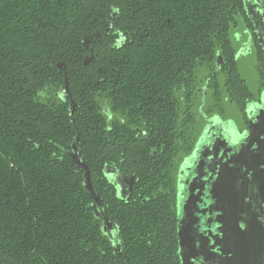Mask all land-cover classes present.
I'll return each instance as SVG.
<instances>
[{"label": "trees", "instance_id": "1", "mask_svg": "<svg viewBox=\"0 0 264 264\" xmlns=\"http://www.w3.org/2000/svg\"><path fill=\"white\" fill-rule=\"evenodd\" d=\"M244 18V0H0V264H180L202 90L208 113L253 98L230 37ZM105 167L133 177L127 197Z\"/></svg>", "mask_w": 264, "mask_h": 264}, {"label": "water", "instance_id": "2", "mask_svg": "<svg viewBox=\"0 0 264 264\" xmlns=\"http://www.w3.org/2000/svg\"><path fill=\"white\" fill-rule=\"evenodd\" d=\"M63 93H67L66 85L63 86ZM246 113L249 117V123L247 129L242 131L236 129L231 123L225 125L217 117L208 119L194 146L193 152L197 164L193 167L195 171L188 186V195L182 202L179 216H177V255L180 264H194L193 261L199 256L203 257L200 264H264V210H259L253 214V206L246 203L243 192H235L233 197L232 238H229L231 235L226 234L229 226V222L226 225L228 221L226 203H224V208L217 209V207L214 209L221 211L214 220L217 225L215 232H211L209 229L203 232V235H193L190 224L186 222V219L193 214L189 202L190 196L195 194V188H192L191 184L199 177L198 169L202 168L205 171L204 175L209 173L214 175V181L211 188L209 187L208 193L211 194V198L217 199V189L224 186L227 175H229L230 170L234 169L238 161H241L239 165L241 169H245V156L256 161V163L258 161L264 162V91L260 93V103L251 104ZM215 127L217 130L213 131ZM247 140L249 141L245 145ZM232 144L233 146L238 145L239 149L233 151ZM248 146H253L254 149L247 151ZM72 157L80 167L85 169L86 187L98 203V197L95 196L90 186L86 164L80 158L75 146H72ZM104 172L109 181L115 184L118 195L121 198L127 197L133 177H123L113 167H105ZM200 202L197 199L193 201L196 213H200L203 209ZM102 216L106 228L111 229L112 224L106 216ZM197 236H199L198 240L196 239ZM208 241L211 243L210 248H207ZM196 245L202 249H196Z\"/></svg>", "mask_w": 264, "mask_h": 264}, {"label": "flooded vegetation", "instance_id": "3", "mask_svg": "<svg viewBox=\"0 0 264 264\" xmlns=\"http://www.w3.org/2000/svg\"><path fill=\"white\" fill-rule=\"evenodd\" d=\"M244 7H245V18L242 20V34L241 36L244 37L242 40L243 43L241 46L244 47H252L254 51L256 52L257 59L258 54L261 53V55L264 58V0H244ZM236 49V48H235ZM239 49V48H238ZM236 49V52L237 50ZM236 56V53H235ZM218 66V65H217ZM263 80V79H262ZM264 84L261 85L256 95L253 94V98L246 102L243 106V110L241 111V117L238 125H233L238 129L239 131L246 130L248 127V121L249 117L246 113V110L250 107L251 104L260 103V93L263 92ZM205 89L202 90V99L204 98ZM204 106V103L202 104ZM216 111V112H215ZM218 113L217 110H213L211 112H203L202 119L204 126L201 128V131L199 135L196 138V141L194 143V146L199 139V137L202 134L203 129L205 128L207 124V120L211 119L213 117H217L220 121L225 123V125H229L230 122L227 121V119H224L221 115L216 114ZM223 118V119H222ZM217 128L215 127L213 131H216ZM224 136H226L225 133H223ZM249 140L245 143V145L248 143ZM250 144V143H249ZM194 146L191 150V152L186 155L178 168L177 177H176V210H177V216H179V212L181 209V204L184 202L188 195V186L194 176V166H196V156L193 152ZM233 151L239 149L238 145L233 146ZM246 149V147H245ZM254 149V147H249L247 151H251ZM197 152V151H196ZM200 152H203V150ZM199 152V153H200ZM198 155V153H196ZM241 161H238L236 165L234 166V169L230 170L229 175H227L226 181H224V186L220 189H217L216 196L217 199L211 198V194L208 193L209 187L211 188L213 181H214V175L209 173L205 174V171L200 168L198 169L199 177L193 181L191 184L192 188H195L193 195L190 196V202L189 206L192 208L193 214L186 219V222L190 224V230L191 234L193 235H203L202 233L205 231H208L210 229L211 232H215L217 225L215 223V217L217 214H220L221 211L217 209L224 208V203L226 210L228 212L226 213L227 223L229 222V226L227 228V235H231L229 238L233 237V216L231 218V212L232 210V202L234 193L243 192L245 194V201L246 203L253 206V214H256L259 210H264V162H257L253 161L249 157L245 156V169L239 168ZM204 176V177H203ZM234 182V185H233ZM197 187V189H196ZM240 196V195H239ZM197 199L198 201H201L200 203L203 206V209L200 213H196L194 211L193 207V201ZM229 201V205H228ZM206 206V207H205ZM218 207V208H217ZM217 208L216 210H214ZM201 231V232H200ZM198 237L196 239L198 240ZM200 243L198 242V245ZM211 243L208 241L207 248H210ZM201 247H197L196 249H199ZM202 249V248H201ZM203 257L199 256L196 257L193 261L194 264H200L202 262Z\"/></svg>", "mask_w": 264, "mask_h": 264}, {"label": "rangeland", "instance_id": "4", "mask_svg": "<svg viewBox=\"0 0 264 264\" xmlns=\"http://www.w3.org/2000/svg\"><path fill=\"white\" fill-rule=\"evenodd\" d=\"M242 20L239 19L238 25L236 27L231 28V40L233 43V46L238 49L236 52V61H237V67L238 71L241 75V77L245 80L246 85L248 86L249 90L256 95L260 88V83L263 78H261V74L259 70L257 69L258 59L256 52L252 47H242L241 44L243 43L244 37L241 36L242 34ZM241 33V34H240ZM264 91V88H263ZM205 95V94H204ZM207 97V96H206ZM205 98H201L200 100V106H199V113H197L196 116V122L197 125L201 128L204 126L202 115L204 112V108L202 104L205 102ZM221 104L223 106V113L218 112L216 114L219 117L222 116L224 119H227L228 122H230L232 125H238L241 123L239 120L241 117V111L238 109L237 105L230 101L228 96L226 94H222L221 96ZM216 112V111H215ZM222 118V119H223ZM109 233H112L115 235V229L112 228ZM114 235L112 236V239L114 240Z\"/></svg>", "mask_w": 264, "mask_h": 264}]
</instances>
